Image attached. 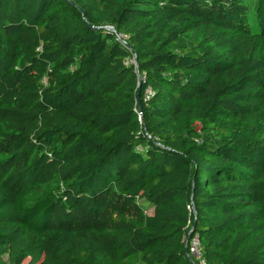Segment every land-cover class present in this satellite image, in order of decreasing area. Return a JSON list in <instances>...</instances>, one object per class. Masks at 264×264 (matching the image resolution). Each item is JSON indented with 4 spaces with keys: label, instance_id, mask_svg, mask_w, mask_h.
I'll use <instances>...</instances> for the list:
<instances>
[{
    "label": "trees",
    "instance_id": "1",
    "mask_svg": "<svg viewBox=\"0 0 264 264\" xmlns=\"http://www.w3.org/2000/svg\"><path fill=\"white\" fill-rule=\"evenodd\" d=\"M190 229L264 264V0H0V264H193Z\"/></svg>",
    "mask_w": 264,
    "mask_h": 264
},
{
    "label": "built area",
    "instance_id": "2",
    "mask_svg": "<svg viewBox=\"0 0 264 264\" xmlns=\"http://www.w3.org/2000/svg\"><path fill=\"white\" fill-rule=\"evenodd\" d=\"M118 39L126 45L125 37L124 36H118ZM147 94H150L149 91H147ZM189 209L190 206H187ZM186 248H187V255L190 256L191 262L193 264H206L203 250H202V243L200 240V237L198 233L193 232L188 240L186 241Z\"/></svg>",
    "mask_w": 264,
    "mask_h": 264
},
{
    "label": "water",
    "instance_id": "3",
    "mask_svg": "<svg viewBox=\"0 0 264 264\" xmlns=\"http://www.w3.org/2000/svg\"><path fill=\"white\" fill-rule=\"evenodd\" d=\"M108 29H110V30H112V28L111 27H107ZM137 97H138V95H137ZM138 107H139V109H140V105L138 104ZM193 233V229H190V231L187 233V236H186V241L188 240V238L190 237V235ZM188 259L191 261V258H190V256H188Z\"/></svg>",
    "mask_w": 264,
    "mask_h": 264
},
{
    "label": "rangeland",
    "instance_id": "4",
    "mask_svg": "<svg viewBox=\"0 0 264 264\" xmlns=\"http://www.w3.org/2000/svg\"><path fill=\"white\" fill-rule=\"evenodd\" d=\"M37 262L26 259L23 264H36Z\"/></svg>",
    "mask_w": 264,
    "mask_h": 264
}]
</instances>
